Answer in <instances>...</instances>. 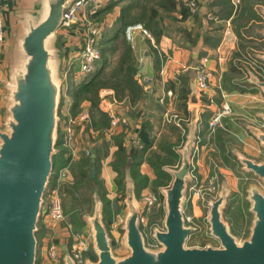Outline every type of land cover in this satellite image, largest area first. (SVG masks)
Instances as JSON below:
<instances>
[{"label":"crops","instance_id":"1","mask_svg":"<svg viewBox=\"0 0 264 264\" xmlns=\"http://www.w3.org/2000/svg\"><path fill=\"white\" fill-rule=\"evenodd\" d=\"M35 1L37 0H0L5 31V42L0 47V120L3 110L4 83L7 80V65L14 36L20 27L18 14L25 8L33 6ZM109 1L100 0L98 3L83 6L80 9V20H89L90 18L87 17L89 14ZM21 2L23 4L20 6ZM195 2H197L196 11L190 10L191 14L184 19L180 18L178 11L172 13L175 19L163 16L160 22L162 30L158 35L155 36L149 31L151 34L149 38L141 32L135 33L134 47H130L136 65L134 78L139 84L142 98L132 100L122 98L118 107L113 106L115 110L127 114L129 124L126 127L119 126L114 130L102 129L101 136L98 138H96L99 134L97 130L93 128L89 130V135L94 138L93 143L96 144L92 147L95 149V173L105 197L103 220L110 237L112 250L118 255L127 252L121 230L125 216V190L120 191L117 182L118 173L112 165L114 153L119 145L154 149L160 154H165V148L170 147L178 155L177 163L160 164L159 166L162 179L169 180L168 184L171 174L166 167H174L178 164L180 156L177 149L185 140L191 108L194 105L197 106L199 109L196 122L197 139L192 150L191 178L187 186L201 183L206 186L218 169L221 179L219 182L216 178L214 179L217 190L222 181H226L229 188L224 209L228 207L233 191L237 190L240 196L243 193L244 198L245 185L254 179L252 172L241 169L233 151L238 150L258 160L264 155L263 146L251 130L253 127L264 129L262 119L264 90L252 82L249 75L251 72L264 80V61L257 56L258 53L264 54V35L261 33V29L264 28V0H230L233 8L228 15L223 16L217 15V10H219L217 0H196ZM120 4L115 5L104 18L106 26L113 25V21L119 14ZM242 10L246 14L252 12L255 18L247 22L242 21L240 23L242 25L239 26L240 32L244 28L248 31L237 34L233 20ZM252 21L257 26L254 27ZM76 25L73 28L59 27L57 29V45L61 54L62 85L64 86L68 84L70 77L75 82L80 79L76 72L77 62L72 56L73 50L79 43V23ZM242 54L250 61H236L237 57ZM202 59L210 71L208 87L198 92L197 101L193 103L190 96L194 88L195 65ZM181 88L188 89L186 97L181 96ZM225 105L228 106L230 112L222 115L220 124L210 132L208 129L210 117ZM82 129V126L77 128L76 154L71 160L73 163L85 157L82 149L83 146L88 145L89 140L86 137L83 138ZM135 136L139 145L133 144L132 139ZM176 138L178 142L175 141ZM221 143L226 149L228 163L222 157ZM62 148L66 156V148L64 146ZM229 167L234 168L229 170ZM125 169L132 177L131 166ZM55 176L56 173L53 179ZM152 176L154 177L153 174ZM243 181L246 182L242 183ZM241 183L242 186H237ZM165 185H160L156 191L153 190L158 200L162 201L159 206L162 212L163 198L157 195V192ZM209 197L214 196L209 193L204 199H193L192 197L187 200L184 209L188 208L189 214L195 216L193 222L189 223L197 226L196 221L200 218L204 206L206 207L205 217ZM138 200L141 211V200L140 198ZM42 206L44 207V204ZM150 212L153 214L152 210ZM37 226L39 235H36L35 264H50L46 251L50 240H53L62 252L66 249L69 251L72 237L62 224L51 225L47 223L46 218H42ZM80 229L89 232L87 225H83ZM86 255L90 258H92L91 255L95 257L91 246Z\"/></svg>","mask_w":264,"mask_h":264},{"label":"water","instance_id":"2","mask_svg":"<svg viewBox=\"0 0 264 264\" xmlns=\"http://www.w3.org/2000/svg\"><path fill=\"white\" fill-rule=\"evenodd\" d=\"M71 1L37 0L18 14L20 27L7 65L0 125V264L36 262L37 223L53 170V155L58 150L62 74L57 29ZM261 33L264 35V28ZM257 56L264 61V54ZM249 75L264 90V80L251 72ZM198 92L194 85L190 96L193 103ZM198 110L195 105L191 108L185 140L177 149L178 164L166 167L171 180L159 189L163 218L161 224L150 228V242L141 229L133 178L125 169L121 230L127 252H113L103 220V202L95 189L93 211L84 216L95 259L86 255L80 264H264V155L258 160L233 151L241 169L254 176L244 187V200L252 214L248 235L239 240L224 219L229 188L222 181L216 195L208 198L204 217L208 234L217 243L187 244L190 234L197 230L196 225L186 221L184 208ZM251 130L264 149V129ZM90 156L94 161V148ZM91 175H95V165ZM62 264H77L67 249Z\"/></svg>","mask_w":264,"mask_h":264},{"label":"trees","instance_id":"3","mask_svg":"<svg viewBox=\"0 0 264 264\" xmlns=\"http://www.w3.org/2000/svg\"><path fill=\"white\" fill-rule=\"evenodd\" d=\"M121 3V4H120ZM120 4L119 14L115 19L114 24L105 30L101 39V57L95 63L93 70L80 78L78 81H74L72 77L69 78L68 86L66 88L68 96L71 98V104L69 106L70 113H74L78 107V104L81 100L85 98H92L96 95L97 90L102 86H110L115 90L116 95L121 98L128 99H138L141 97V89L136 79L134 78V74L136 72V65L133 56V51L130 47L129 42L125 39L124 36V28L128 23L132 22H142L143 25L151 30L153 34L158 35L161 32V26L158 27L161 22V18L163 16H168L171 19H175L174 15H171L174 11H178L180 13V18L184 19L190 13V8L187 4V0H110L105 5L95 9L90 15L92 18H102L108 12L112 11L114 6ZM217 6L219 10H217L218 16L228 15L232 8L233 4L230 0H217ZM244 10V9H243ZM238 13L237 18H235L234 24L235 31L237 34H240L239 26L242 24L239 21H249L250 19H254L255 16L252 12L246 14L244 11ZM241 19V20H240ZM254 21H252L253 24ZM246 24V23H245ZM243 24V25H245ZM257 26L254 22V27ZM110 57L114 58L113 63L109 60ZM111 64V65H110ZM109 67V68H107ZM183 92H182V91ZM181 96L186 97L188 89L181 88ZM63 104V95H61L60 105H59V115H60V107ZM92 128L98 131V137L101 136L103 126L106 124L105 114L102 112L96 102H93L92 106ZM105 116V117H104ZM89 141L87 142L90 148L96 146L94 142V138L89 135V133L85 136ZM223 143V142H222ZM221 143V146H222ZM60 138L57 140V152L53 155V172L50 176L49 183L53 181V177L58 170L59 167L65 165L68 162L69 156L64 155V148L61 146ZM60 146V147H59ZM145 148H137V147H125L123 145H119L117 150L114 153L112 165L117 170V182L118 185H122V175L123 170L126 165L130 164L131 166V174L133 175L134 165L140 164V160H135L139 156H143ZM166 153L160 154L155 153L156 159L152 161V156L143 157L146 163L151 165L154 169V177L150 180V185L152 190L156 191L160 185L166 184L167 180L162 179L160 164H176L178 160V155L174 153L170 147L165 148ZM222 157L225 161H228L227 154L225 153L226 149L222 146L221 149ZM158 157L160 158L159 163H156ZM96 164V161H92L90 155H87L80 160L74 162L72 164V173L75 178V182L71 186H65L63 191H61L63 197V204L66 210H69L66 206V201H69L70 209L73 208V201L75 199V191L80 189L83 185V182L90 186L93 190L97 189L99 194L101 195L103 204L105 203V197L103 194V190L100 186L99 178L95 173L94 176L91 175V167ZM144 185L147 184L148 176L141 174ZM134 177V175H133ZM135 179V178H134ZM136 184V193L138 195L140 188L137 180L135 179ZM138 185V186H137ZM92 190V191H93ZM78 208H75V211ZM72 211V212H73ZM162 214L160 209L159 216ZM73 217L75 218V213L73 212ZM73 221H75V219ZM36 235H39V231H37ZM87 254V253H86ZM93 259L95 257L91 255Z\"/></svg>","mask_w":264,"mask_h":264},{"label":"built area","instance_id":"4","mask_svg":"<svg viewBox=\"0 0 264 264\" xmlns=\"http://www.w3.org/2000/svg\"><path fill=\"white\" fill-rule=\"evenodd\" d=\"M100 0H72L70 4L64 9L63 19L61 21L60 27L73 28L76 27L77 23L79 29V43L77 47L73 50V59L77 62L76 72L78 78H82L86 74L93 70L95 63L101 57V48L98 44L99 38L101 36V30L98 25L93 23L90 19L80 20L79 14L80 9L89 4L98 3ZM187 4L191 11L195 10L196 2L195 0H187ZM76 25V26H75ZM136 32H141L147 37L151 38L150 32L143 27L140 22L128 23L124 28L125 39L129 42L130 46L134 47V37ZM5 42V31H4V19L0 10V47ZM210 77V71L205 66L204 59L200 60L195 65V84L199 91H204L208 87V81ZM144 89H146L144 87ZM111 93L109 89H103L100 92V97L108 96ZM113 100H109L106 103L105 109L110 114V125L109 129L114 130L119 126H127L129 124V118L125 114L117 112L112 105ZM230 109L228 106H223L221 110L215 111L208 121L209 131H213L215 127L220 124V118L224 114H228ZM90 112L86 107L78 113V115L70 116L66 115L64 120H59V129H63L62 143L65 148L69 150L70 160L64 166L60 167L57 171V175L52 182L48 184L44 193V207L42 206L41 217L47 219V223L54 225L56 223L62 224L70 232L72 237L71 246L69 248V254L74 259L77 264L82 263L86 253L90 247V235L89 232L83 229H73L72 225L66 221L65 214L62 207L61 196L58 192V187L61 182H68L73 180V174L71 172V160L76 154V133L77 128L82 126L84 122L89 121ZM132 136V133H131ZM133 144H139L138 139L135 136L133 139ZM89 154L91 150L87 148L82 149V152ZM84 152V153H85ZM212 180L205 185H193L189 190L191 196L196 195L197 197L204 198L209 190H215L217 184ZM158 201L157 196L152 195L145 199L144 206L146 210H150L152 205ZM187 222H191L192 218L190 215L185 216ZM48 262L50 264H61L63 252L59 250L57 244L50 240L46 247Z\"/></svg>","mask_w":264,"mask_h":264},{"label":"rangeland","instance_id":"5","mask_svg":"<svg viewBox=\"0 0 264 264\" xmlns=\"http://www.w3.org/2000/svg\"><path fill=\"white\" fill-rule=\"evenodd\" d=\"M21 4H23V2L20 3V6H21ZM20 6H18V7H20ZM196 9H197V4H196L195 10L193 12H195ZM107 14L104 15L100 19H98V18H96V19L95 18H92L90 14L87 16V17L90 18V20L93 23H95L96 25H98L100 27L101 36H100L99 42H98V44H99L100 47H101V45H100L101 43L100 42H101L103 33L105 32V30L107 28H110L111 27V25L110 26H106L105 21H104V18L107 16ZM171 15H173V14L171 13ZM164 17H167V16H164ZM114 22H115V20L113 21L112 24H114ZM140 23H142V22H140ZM239 23H241V21H239ZM142 25H143V23H142ZM159 26H160V23H159L158 27ZM143 27L146 28L144 25H143ZM147 30L151 32V30H149V29H147ZM247 31H248V29H245V28L244 29H241V32L247 33ZM237 58L238 59L236 61H243V60H249L250 61V59L248 57H245L243 54L241 56L239 55ZM109 60L111 61V64H112L113 61H114V58L113 57H110ZM107 68H109V67H107ZM194 85L196 86L195 80H194ZM67 86L68 85H65L64 86V84H63L62 87H61V92H62V95H63V105L60 108L61 109L60 110V120L61 119L64 120L65 117H66V115H68V114L70 116H72V117L75 116V115H78V113L83 109V107H86L89 110V112L91 113V116H90L89 121L84 122L82 124V128H83L82 130L84 131V134H82V135L84 136L83 138H85L86 134L89 133V130L92 128V125H91L92 124V119H94L93 118V115H92V109H93L92 106H93V102L95 101L96 104H97V106H98V108L102 112H104V114L106 116V117L104 116L105 117L106 124L103 126V129H108V127L110 125V114L105 109V105H106L107 102H109V100H113L112 105H114V106L117 105V107H118V105L120 103V99L116 95L115 90L112 87L107 86V85L100 87L97 90V93H96L95 96H93L92 98H85V99L81 100L79 102V104H78V107H77L76 111L72 114L69 111V106L71 104L70 103L71 102V98L67 94V91H66ZM103 89H109L111 91V93L108 96L100 97V92ZM199 92H201V91H199ZM116 111L122 114V112H120L119 110H116ZM123 114H125V113H123ZM125 115L127 116V114H125ZM173 118H175V117L173 116ZM1 122H2V119L0 120V125H2ZM179 133H181V132H179ZM62 134H63V129H59V138H60V140H61ZM171 139H173V138H171ZM175 141L178 142V138H176ZM134 145H139V144H134ZM60 146L61 147L64 146V144L62 143V141H61V145ZM84 148H87V150H90L91 149L89 145H86L85 147L83 146V149ZM145 149H144V152H143V156L142 157L139 156V157H137L135 159L136 161L137 160H140V164L134 165V168L132 169L133 172H134L133 173L134 177H133V175H132V177H133V181H134V185H135V192H136L135 179L137 180L138 185H139V181H140V185L141 186L139 188V193H138V195L136 193L137 198H140L141 204H142V209H141V212H140V221H141V224L140 225H141V229L143 230V232L145 233V235H147V242H150V239H149L150 228L153 225H155V224H161V221H162V218H163V212L159 216V211H160V207L159 206L162 204V201H160V200H158L157 202H155L154 205H152V207H151L150 210H146V208L144 207V206H146L145 199L147 197H149V196H152V195H155L156 194L152 190V187L150 185V180L153 177L152 174L154 175L153 167L150 166L149 164H147L146 161H145V159H143V157L145 158V157L152 156V161H154L156 159V155H153V154H155L156 151L154 149H147V148H145ZM84 152H82V153L85 156L91 154V151H90L89 154H86V152L85 153ZM66 155H69V150L68 149H66ZM216 155H217V152H216ZM159 160H160V158L158 157L156 163H159ZM71 163H73V162H71ZM127 166L130 167L129 164H128V165L125 166V168ZM125 168L123 170L122 175L119 174L120 177H123L122 178V185H119V188H120V191L121 192H123V189H124V172H125ZM231 168L232 167H229V170H231ZM237 169H238V167H237ZM57 171H56V175L58 173ZM218 171L219 170L217 169V172L216 173L215 172L213 173V176L217 179V182H219V180L221 179V177H219L220 174H219ZM52 172H53V170H52ZM130 172H131V170H130ZM141 174H144V175H147L148 176V181H147V184L146 185H144L143 182H141V179H142ZM242 180H244V179H242ZM168 181L169 180H167L166 182H168ZM74 182H75L74 176H73V180L72 181L61 182L59 184V187H58V192H59V194L61 196L62 207H63V211H64V214H65L66 221H68L72 226L80 229V228H82L83 225H86V223L84 221L85 220L84 219L85 218L84 216L85 215H90L92 213V211H93V192H94L95 189L93 190L94 187L91 189L90 186H87V184L83 182V185L81 186V188L75 191V199L73 200L75 202L72 204L73 205V208L70 209V205L68 204L69 201L71 202V200H67L66 201L67 202L66 203V206H67V208L69 210H66L65 209V206L63 204V197H62L61 191H63V189H64L65 186H71V185H73ZM244 182H246V181H243L242 183H244ZM242 183L239 184V185H237V186H242ZM163 185H165V184H163ZM199 185H202V183L199 184ZM192 186L188 187V190H187V200L188 199L190 200L192 197H193V199L194 198L195 199L201 198L199 196L198 197L196 195L191 196L189 194V190L191 189ZM233 186H235V184ZM239 188L240 187H238V189ZM209 191H210L209 193L212 196H215L216 193H217V187L215 188V190H209ZM209 193H206L205 195H207ZM98 194H99V191H98ZM157 195H160L161 196V192H160L159 189H158ZM99 196H100V199L102 200L100 194H99ZM228 203H229L228 204V207L226 209H224V219L229 222L230 228H231L232 232L236 235V237L239 240L240 239H243L249 233V225L251 223V218H252V214L248 210V203L244 200L243 193L240 196L238 194V191L237 190L236 191H233V193L231 194V197L229 198V202ZM203 206H204V204H203ZM118 207L121 208L120 206H118ZM75 208H78V209H76L75 211H73ZM151 210H152L153 214H151V212H150ZM72 211L75 213V218L72 215L73 214ZM116 211H117V209H116ZM205 211H206V207L204 206V208L202 209V214H201L202 217L200 216V218L198 219V221H196V222H198V223H196L198 230H196V232H192L191 236L187 240V244L188 245H192V244L204 245V244H207V243H211V244H216L217 243V241L208 234L207 224L204 221ZM184 215L185 216L190 215L191 218H192V220H194V217L195 216L192 215V214H189L188 208L187 209H184ZM72 218H74L75 221H73ZM41 220H42V217H41ZM41 220H38V223H40Z\"/></svg>","mask_w":264,"mask_h":264}]
</instances>
